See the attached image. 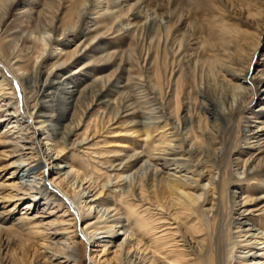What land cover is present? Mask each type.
Listing matches in <instances>:
<instances>
[{"label":"bare ground","instance_id":"bare-ground-1","mask_svg":"<svg viewBox=\"0 0 264 264\" xmlns=\"http://www.w3.org/2000/svg\"><path fill=\"white\" fill-rule=\"evenodd\" d=\"M147 1L78 0L79 6L76 5L71 10L72 15L77 19L75 17L67 19L60 17L61 12L49 15V9L54 0H0V63L4 64V66L0 65V125L7 123L0 130V148H2L0 153L4 155L1 157L4 162L0 166V208H5L4 205L1 206L4 203H14L12 207L0 211V230L13 218L12 213L17 209V204L27 199L28 201L23 205L14 224L30 235H40L43 232L42 228H45L47 232L43 233L48 236H43L42 240L49 239L50 243L63 244L67 247L65 251L68 253L65 254L60 263L77 264L80 243L73 239L77 234L69 237L68 235L73 231H67L68 228L60 227L65 223L62 221L64 217L69 216V214L67 211L60 213L59 217L62 218L59 221L60 224L51 222L48 218L55 215V211L51 209L57 201L55 196L61 195V192L66 195L69 194L68 190H65V186L69 185L70 178L74 176V178L84 182L88 175L83 170L84 168H81L76 155L72 156L67 165L63 166L57 162L58 164L56 163L51 167V164L57 159L61 160L63 156L60 154L65 150L81 151L88 155L87 147L84 148V146L89 144L98 132L96 107L102 104L105 108L112 110L116 101H119L124 105L120 114L126 118L125 122L132 123L131 125L137 127L133 134L140 133V136H145V151L134 150L133 148L132 153L120 154L123 149L113 152L114 159L107 166H103L108 175L109 190L116 192V196L121 197V200L128 201L123 202L125 204L131 200L138 203L132 206L131 209L134 210H125L128 217L124 218L128 223L132 220L131 212L138 210L139 205L141 207L148 205L149 210L157 211V213L152 214L160 217L151 219L150 223L157 222L152 226V230L156 231L155 234L159 232L162 234L152 241V245H155V241L158 242L156 246L146 245L144 247V244H141V238L138 237L141 232L131 230L128 234V229L125 228L123 233L125 238L121 244H118L121 247L118 249L117 246V249L110 253L112 255L105 259L104 263L113 264L116 261L115 264H141V261L145 260L140 258L137 262V256L133 260L134 262H131L129 254L132 249L136 254H140L141 250H149L155 257L157 253H165L164 246L159 247L161 240L170 238L177 245L182 246V251L187 259L183 261L175 257L171 260L167 256L173 264H194L190 263L192 259L190 257L199 259L203 256L207 258L208 264H264V248L263 246L258 247L260 243L264 244V228L256 227L260 223L257 218L261 216L264 218V196L248 199L241 203L234 200L233 209L236 216L234 218L232 215L228 221L225 204L222 209L221 200L219 201V196L215 195L219 191L217 190L218 181L213 168L201 164L202 161L200 165L197 164L196 166L195 163H192L191 155L194 153L199 155L201 150L207 149V146L198 144L196 137L193 136L194 133L187 132V130L181 131V124L184 125L183 120L181 122L171 120V116L162 110L156 91L159 88L158 83H153L148 76L149 78L146 80L147 89H139L138 85L143 79L138 74H131L128 76L129 79L125 78L124 80L122 71L114 72L112 70V72L105 73V69L117 58V54L120 60H123V55L116 49L112 50L113 47L109 46L111 44L104 42V40L111 39L113 41L117 37L125 36L141 27L145 23L143 21H146L143 11ZM126 4L128 7L124 8ZM31 21H34L32 25L30 24ZM88 21L91 24L84 31L85 39L79 43L76 42L73 48L69 46L77 32L81 30L82 25ZM155 24L156 21L151 22V29ZM40 28L43 29L44 33L38 31ZM65 41L68 42L65 43ZM32 53L39 55L33 64V70L30 71L24 65ZM222 55L228 59V64L219 67V78L214 76L217 73L212 70L211 74L214 77L211 80L215 83H221L220 85L225 87V103H229V92H233L234 86L237 85L236 80L251 79L249 76L251 67L246 69L248 73L244 75L243 71L245 70L243 68L232 66L230 58L235 57L232 52H225ZM84 57H90L88 59L94 60V63L89 60L73 68V64ZM48 59L53 62L47 67L44 62ZM5 68L13 74L15 82L9 77ZM123 69L124 67H121V70ZM263 78H257L254 82L258 84ZM129 80H131L133 92L123 96V90ZM17 85L22 89L20 92L23 94L22 101L16 90ZM34 85H37L38 88L32 92ZM256 94L259 97L258 93ZM32 96L35 97L32 101L34 103L29 105L27 98L31 99ZM206 98L208 102L205 103L204 109L215 120L219 112L217 100L213 95L208 96L206 94ZM248 98L249 96L245 94L240 111L242 114L251 104ZM32 107L34 109L31 110ZM256 110H264V107L260 105ZM138 112H142L144 117L150 121H145L142 124L133 122L136 118L134 115ZM246 117L252 119L253 116ZM106 123L108 121H104L102 128L106 127ZM82 129L84 135L80 132ZM160 129L162 132H159L158 135L162 147L152 146L150 139ZM168 129H174L172 134H168ZM43 130V136L40 138L39 135ZM260 130L262 129L260 128L258 131ZM196 131L203 133L200 128ZM171 136H174V139ZM218 136V133L215 134V137L209 142L212 145V154L215 151L221 153L222 148L217 146L220 142ZM173 140L175 143H172ZM245 142L248 143V146L254 147V145L249 144L248 140ZM124 147H128V145ZM167 149L170 151L168 152ZM261 152L264 155V150ZM50 153L56 154L52 163L49 162L53 156ZM144 156L147 157L146 161L148 162V167L146 166L148 179L145 184L149 189L154 187L161 190L166 203L156 202L157 205H155V201L151 202L139 191L143 184L138 180L140 176L138 167L134 171L132 170ZM257 159L258 161L255 162ZM7 168H13L12 172L9 177L2 180V172ZM28 169L34 170L31 172ZM55 169L57 172L50 179L51 173L49 174V172ZM183 171L191 172L196 177L182 173ZM109 173L114 174V181ZM240 173L245 174L246 179L247 177L250 178L249 175H253L252 180H256V182H251V185L258 190L262 189L263 186L257 187V185L264 181V156L261 158L251 155L248 163H244ZM125 174H128L129 178H124ZM14 178L17 180L12 181L11 185L5 183V181ZM238 178H243V175H238ZM203 179H206V182L202 183ZM155 181L162 184L156 186ZM221 182L224 184L223 179ZM89 187H84L80 194L76 192L75 194L81 198L96 196L97 191L95 194H91L94 190L89 189ZM9 188L11 190L5 194V190ZM200 190L201 192L197 194L196 192ZM97 199L98 197H95L89 201L96 202ZM84 202V207H87V200L81 203ZM204 203L210 204L209 207L202 209L205 215L209 216L211 212H215L214 215L212 213L213 217L209 218L208 227L216 239L213 243H211V239L207 240L202 236L204 235V228L194 219V213H199V209ZM84 207L78 206L77 209H73L71 205L72 210H79L77 218L80 220L87 217L85 212L92 210L94 205H89L87 210ZM167 208L171 211L168 212ZM68 210L70 211V208ZM112 212L117 213L116 208L110 207L102 215L98 212L97 220L95 222L89 221L84 228L87 230L81 229L82 238L85 237L88 241H93L98 234L108 233L106 236L97 237L95 242H97L96 247H98L104 245L101 244L103 237L114 238L121 235L120 228L118 230L114 228L115 223L121 222V217H116L115 213L111 215ZM183 216L191 219L190 225L197 237H201V239L194 241L189 235L181 231L182 223L179 221H182L180 218ZM100 218L105 222L103 227L98 225ZM255 220L259 222L255 223ZM109 222L113 223L108 225ZM233 222L240 223L236 231L229 230ZM121 227L124 228L123 224ZM90 229L93 230L90 232ZM99 230L102 231L98 232ZM60 235L61 237H59ZM65 235L66 240H63ZM233 237L238 239V247L246 249L242 254L235 255V250L230 247ZM125 240H128L126 244H124ZM256 240L259 241L256 242ZM130 241H132V245H130ZM180 241L181 243H179ZM108 247L105 245L103 248V255L109 251L110 248ZM123 249H125L124 254L127 256V260L123 258ZM97 250V248H92V251ZM45 252L50 254V257L60 256V253H55L47 247ZM94 257L96 258L95 255H93ZM154 261L151 259L149 264H155Z\"/></svg>","mask_w":264,"mask_h":264},{"label":"rangeland","instance_id":"rangeland-1","mask_svg":"<svg viewBox=\"0 0 264 264\" xmlns=\"http://www.w3.org/2000/svg\"><path fill=\"white\" fill-rule=\"evenodd\" d=\"M77 1L78 0H54L49 9V15H55L61 12L60 17L67 19L74 18L75 16L72 15L71 10L74 9L76 5L79 6ZM127 7L128 5L126 4L124 8ZM144 11L143 13L147 22L143 21L145 23L136 31L125 36L117 37L113 41L111 39L104 40V42L111 44L109 46L113 47L112 50L116 49L123 55V60H120L117 54V58L105 69V73L112 72V70L114 72L122 71L121 73H123L124 80L125 78L129 79L128 76L131 74H138L143 79L138 85L139 89H147L146 80L149 77L153 83H158L159 88L156 91L159 98V106L162 110L171 116V120L177 122L183 120L184 125L181 124V131L187 130V132L194 133L193 136L196 137L198 144L203 146L205 144L207 146L206 150H201L200 156L195 153L192 154L193 156L191 155L192 163H195L196 166L197 164L200 165L202 161L201 164L213 168V171L216 173V180L218 181L217 190L219 191L215 195L219 196L222 209L225 204L226 218L229 221L232 215L234 218L236 216L233 209L234 200H236L237 203H241L248 199L264 196V181L257 185V187L263 186L262 189L258 190L251 185V182H256V180H252L253 175H249L250 178L248 179L247 177L246 179L244 177L245 174L240 173L244 163H248L251 155L261 158L264 156L261 152L264 150V110L255 111L260 105L264 107V78L258 84L254 82L257 78L264 77V0H148ZM152 21H156V24L151 29L150 25ZM31 22L30 24L32 25L34 21ZM89 24L91 23L88 21L82 25L81 30L77 32L69 46L73 48L76 42L79 43L85 39L84 31L88 28ZM38 31L44 33L41 28ZM66 42L68 41H65V43ZM225 52H232V54L235 55L233 59L230 58L232 66L243 68L245 70L243 71L244 75L248 73L246 69L251 67L249 73L251 79L242 78L236 80L235 83L237 85L234 86L233 92H229V103H225V87L220 85L221 83H215L211 80L215 75L217 78L220 77L218 70L221 65L228 64V59L222 55ZM38 55V53H32L24 67L32 71L33 64L38 58ZM88 58L90 57H84L79 62L73 64V68L89 60L92 61L91 63H94V60ZM52 62L51 59H48L44 64L48 67ZM0 65L4 66L3 63H0ZM121 67H124V69L121 70ZM212 70L217 74L213 76V74H211ZM8 72L7 74L9 77L13 79V74L10 71ZM110 76H112V73H110ZM15 81L16 80H14V82ZM37 88L38 86L34 85L32 92H35ZM16 90L22 101L23 94L20 93L22 89L19 85H17ZM132 92V83L131 80H129L127 86L123 90V96L130 95ZM256 93H258L259 97L256 96ZM206 94L208 96L213 95L217 100L219 112L215 120L209 113H206L204 109L205 103L208 102ZM245 94L249 96L248 99L251 104L242 114L240 111L243 106ZM34 98V96H32L31 99L27 98V103L32 105L34 103L32 102ZM96 108L98 111V121L96 122L98 124V132L94 139L84 146V148L87 147L86 150L88 155H85V153L81 151L65 150L60 154L63 158L61 160L57 159L54 162L56 154H51L53 151H50V154L53 156L49 159V162H54L51 164V167L57 162L64 166L69 164L73 155H76L78 163H80L81 168H84L83 170L86 171L88 175V178L84 180V182L74 178V176L70 178L69 185L65 186V190H68L69 194L66 195L64 192H61V195L58 194L55 196L57 197V201L52 205L54 207H51V209L55 211V215L48 218L51 222L60 224L59 221L62 219L59 217L60 213L67 211L69 214V216L64 217L62 221H65V223L60 227L68 228L67 231H73L70 232L68 235L69 237L77 234V236L73 238L80 243L78 250L80 257L78 256V252L76 253L78 256L77 264H105V259L111 256L112 254L110 253L116 250L118 244H121L124 240L125 235L123 233L125 228L128 229V234L131 230L135 232L139 230L141 234L138 237L141 238V244H144V247L146 245H152L154 238L162 234L161 232L155 234L156 231L152 230V226L157 222L150 223V220L160 216L153 215L152 213L155 214L157 211L154 209L149 210L148 205H144L143 207L139 205L138 210L131 212L133 215L132 220L129 223L125 220L124 217H128L125 210H134L131 209L132 206L138 203L131 200L128 204H125L123 202L128 201L121 200V197L116 196V192L109 190V181H107L108 175L105 173L106 168L103 167L107 166L109 162L114 159L112 154L118 151V149H123L120 154L125 152L132 153L133 148L134 150L145 151V136H140V133L133 134V131L136 130L137 127L131 125L132 123H126V118L121 116L120 112L122 108H124L121 102L116 101L112 110L110 108H105L102 104ZM32 109H34V107H32L31 110ZM249 115L253 116L252 119H247L246 116ZM134 116L136 118H134L135 121L133 122L138 124L150 121V119L144 117L142 112H138ZM104 121H108V123H106L105 128H102ZM5 124L0 125V130ZM218 127L219 130H217ZM198 128H200L203 133L208 134L197 132L196 129ZM260 128L262 130L258 131ZM173 131L174 129L167 130V132H169L168 134H172ZM80 132L84 135L83 129ZM159 132H162L161 129L155 132L150 139L152 146L162 147L158 135ZM43 133L44 130L41 131L39 135L40 138H42ZM217 133L219 134L218 138L220 141L217 146L222 148V154L218 151H215L216 153L214 152L213 154L211 153L213 150L211 151L212 145L209 144V142ZM171 137L174 139V136ZM245 140H248L249 144L254 145V147L248 146ZM172 143H175V140H173ZM125 144L128 145V147H124L126 146ZM126 148L128 149L125 150ZM0 150H2V148H0ZM167 151L169 152L170 149H167ZM1 155H3V153H0V166L3 164L2 162H4V159L1 158L4 157V155ZM146 159V156L142 157L132 170L134 171L138 167L140 175L138 180L143 184H141L142 186L139 188V191L151 202L155 201V205H157L156 202L166 203L161 190L154 187L149 189L145 184L148 179L146 175L148 162ZM257 161L258 159L255 162ZM198 168L201 169V167ZM12 169L13 168H7L3 170L2 180L10 176ZM32 170L34 169H28V171L31 172ZM55 172H57L56 169L49 172V174L51 173L49 176L50 179L55 176ZM182 173L189 176L195 175L185 171ZM109 174L114 181V174ZM238 175H243V178H238ZM124 178H129L128 174H125ZM222 179L224 184L221 182ZM16 180L17 179L14 178L13 180L5 181V183L11 185L10 183ZM204 182H206V179H203L202 183ZM155 183L156 186L162 184L159 181H155ZM84 187L93 189L94 192L91 194H95L97 191L96 196L79 197L78 194H80ZM10 190L11 188L6 189L5 194ZM75 192L78 194H75ZM200 192L201 190L196 193L199 194ZM95 197H98L96 202L89 201ZM85 200H87L88 203L87 207H84L85 202L81 203ZM27 201L28 200L25 199L17 204V209L12 213L13 218L9 223L5 224L2 230H0V264H61L60 261L64 258L65 254L68 253L65 251L67 247L63 244L58 245L50 243L49 239L46 241L42 240L43 236H48L43 233L47 232L45 228H42L43 232L40 235H30L14 224L16 218L22 211L23 205ZM13 204L12 202L2 204L1 206L4 205L5 208L1 207L0 211L12 207ZM71 205L73 209H77L78 206H81L87 210L89 205H94V208L85 212L87 217L80 220L77 218V212L79 210H72ZM209 206L210 204L204 203L203 206L200 207L199 213H194V219L204 228V235L202 236L207 240L211 239V243H213L216 239L208 228L209 218L213 217V212L208 216L205 215L202 210ZM110 207L116 208L117 211V213L112 212L111 215L115 213L116 217H121V222L115 223L114 228L116 230L120 228L122 234L114 238L103 237L104 239L101 244L104 245L96 247L97 242H95V240L97 237L106 236L108 233H100L93 241H88L85 237L82 238L81 229H84L89 221L95 222L98 212V214L102 215L103 212ZM68 208H70V211ZM167 210L168 212L171 211L168 208ZM214 214L215 212L213 215ZM180 219L182 220L179 222L182 223L181 231L183 233L189 235L194 241L201 239V237H197L196 233L193 231L190 225L191 219H187L184 216ZM257 219L260 220V223L256 227L264 228L263 216ZM99 221L100 223L98 225L103 227L105 222L102 218H100ZM254 222L257 223L259 221L255 220ZM111 223L113 222H109L108 225ZM122 224L124 228L121 227ZM124 224L128 225L124 226ZM134 224H136L135 229ZM239 225L240 223L233 222L229 230L236 231ZM84 230H87V228ZM92 230L93 229H90L89 231L91 232ZM101 231L102 230H99L98 232ZM59 237H61V235ZM63 240H66V235ZM237 240L233 237L230 245V247L235 250V255L242 254V252L246 250L242 247H238ZM127 241L128 240H125L124 244H126ZM170 241H172L170 238L161 240L159 247L164 246L163 250L165 253H157L155 257L152 256L153 254L149 252V250H141V252H139L140 254H136L132 249L129 254L131 262H134L133 260L136 256L137 262L140 258L145 260L141 261V264H149L151 259L155 260V264H173L169 258L172 260L175 259V257L186 261L187 259L182 251V246L179 244L177 245L174 241ZM258 241L259 240H256V242ZM67 242H69V239H67ZM179 243H181V241ZM132 244V241H130V245ZM156 244H158V242L155 241V245L152 246H156ZM105 245H108L110 249L103 255L102 250L105 248ZM262 246L264 248V244L260 243L258 247ZM46 247L55 253H60V256L50 257V254L45 252ZM120 247L121 246H118V249ZM92 248H97L98 250L92 251ZM124 252L125 249H123V258L127 260V256ZM100 254L102 256L98 257L97 255ZM93 255H95L96 258H93ZM145 256L147 259H145ZM190 258H192L190 263L208 264L205 256L199 259ZM115 263L116 261H114L113 264Z\"/></svg>","mask_w":264,"mask_h":264}]
</instances>
